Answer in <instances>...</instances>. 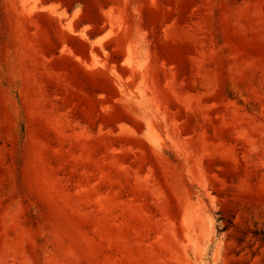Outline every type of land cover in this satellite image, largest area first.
<instances>
[{"label":"rangeland","instance_id":"obj_1","mask_svg":"<svg viewBox=\"0 0 264 264\" xmlns=\"http://www.w3.org/2000/svg\"><path fill=\"white\" fill-rule=\"evenodd\" d=\"M0 264H264V0H0Z\"/></svg>","mask_w":264,"mask_h":264}]
</instances>
